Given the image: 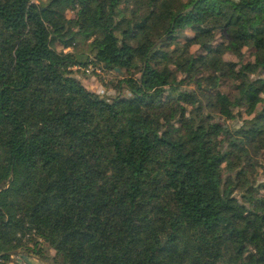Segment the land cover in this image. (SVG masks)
I'll return each mask as SVG.
<instances>
[{
	"label": "trees",
	"instance_id": "1",
	"mask_svg": "<svg viewBox=\"0 0 264 264\" xmlns=\"http://www.w3.org/2000/svg\"><path fill=\"white\" fill-rule=\"evenodd\" d=\"M259 93L264 0H0V264H264Z\"/></svg>",
	"mask_w": 264,
	"mask_h": 264
},
{
	"label": "rangeland",
	"instance_id": "2",
	"mask_svg": "<svg viewBox=\"0 0 264 264\" xmlns=\"http://www.w3.org/2000/svg\"><path fill=\"white\" fill-rule=\"evenodd\" d=\"M67 16L72 17L73 13L69 10L67 11ZM187 34L191 35L190 32H187ZM218 36L216 37V42L220 41V36L219 37ZM177 42L182 44L184 41L183 39H178ZM55 49L64 52L71 50V48L62 49V47L59 45H56ZM199 51L200 50L197 46H193L191 48V52L193 53H198ZM252 52H253L252 48L244 47L242 49L241 57H237L230 53H225L223 55V58L227 61H233L237 63L247 62L253 59ZM71 70H72V76L75 77L77 80H79L86 89L97 93L101 97L111 98L123 94L130 95L128 90L125 87H123V85L117 87L119 80L123 77L122 75L117 74L120 72L119 69L118 70L115 69V71H113L111 69H107L103 67L102 64L99 65L88 64L86 66H73ZM133 75L138 76L139 75L138 71L137 70L134 71ZM221 87L225 91L229 89V87L227 88L226 85H222ZM185 88L186 90L189 89L188 86ZM166 95L167 93L164 94V97H166ZM256 96L259 99V102L257 104V112H259L262 111V109L264 108V94L259 93L256 94ZM241 112H243V109H241ZM234 113H236V111ZM243 117L247 118L246 115H243L242 118H239V116L236 115L234 119L220 118L218 116H215L213 120H211V123L216 132L215 136H216L217 144L215 147H217L222 142L224 133L226 131H230L233 135H236L237 129L243 125ZM263 125H264V119H263ZM175 126H178V124H176ZM256 141L260 143V139ZM263 152L262 154H264ZM257 160L260 165L257 166L256 177L258 182H262L264 181V155L261 156L259 155ZM223 177H221V180L223 179ZM48 252L50 254H55L54 251L52 250H49ZM31 263H38V260L29 256H25V255L22 256L20 253L18 254L15 253L10 256L8 264H31Z\"/></svg>",
	"mask_w": 264,
	"mask_h": 264
},
{
	"label": "water",
	"instance_id": "3",
	"mask_svg": "<svg viewBox=\"0 0 264 264\" xmlns=\"http://www.w3.org/2000/svg\"><path fill=\"white\" fill-rule=\"evenodd\" d=\"M118 70V69H117Z\"/></svg>",
	"mask_w": 264,
	"mask_h": 264
}]
</instances>
